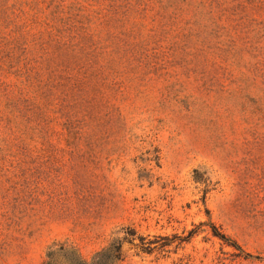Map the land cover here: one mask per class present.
Segmentation results:
<instances>
[{
    "label": "rangeland",
    "instance_id": "374dc122",
    "mask_svg": "<svg viewBox=\"0 0 264 264\" xmlns=\"http://www.w3.org/2000/svg\"><path fill=\"white\" fill-rule=\"evenodd\" d=\"M119 244L264 264V0H0V264Z\"/></svg>",
    "mask_w": 264,
    "mask_h": 264
},
{
    "label": "trees",
    "instance_id": "16d2710c",
    "mask_svg": "<svg viewBox=\"0 0 264 264\" xmlns=\"http://www.w3.org/2000/svg\"><path fill=\"white\" fill-rule=\"evenodd\" d=\"M237 246L239 249H241V247L239 245H237ZM111 247L108 248L107 250L98 252L97 258H96V261L94 262V264H110V263H112V261L120 259L121 255H122V253H121L122 246L119 244V245L114 246L112 248ZM61 251L64 252V254H66V255L71 253V251L66 250L65 248H62ZM52 253H50V257L52 255ZM46 264H55L53 257ZM78 264H86V262L80 261V263H78Z\"/></svg>",
    "mask_w": 264,
    "mask_h": 264
}]
</instances>
